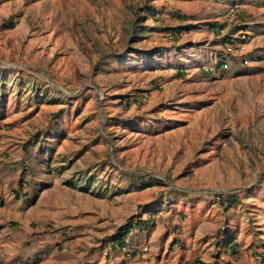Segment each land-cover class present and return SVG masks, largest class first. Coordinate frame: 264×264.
Returning a JSON list of instances; mask_svg holds the SVG:
<instances>
[{
    "label": "rangeland",
    "instance_id": "1",
    "mask_svg": "<svg viewBox=\"0 0 264 264\" xmlns=\"http://www.w3.org/2000/svg\"><path fill=\"white\" fill-rule=\"evenodd\" d=\"M263 256L264 0H0V264Z\"/></svg>",
    "mask_w": 264,
    "mask_h": 264
},
{
    "label": "trees",
    "instance_id": "2",
    "mask_svg": "<svg viewBox=\"0 0 264 264\" xmlns=\"http://www.w3.org/2000/svg\"><path fill=\"white\" fill-rule=\"evenodd\" d=\"M9 25L13 26V23L9 22ZM2 26L5 27L6 25L3 24ZM216 26L218 27V29L222 28V26H220V25L219 26L216 25ZM165 30L170 32L171 36L172 35L177 36L184 30V27L180 26V27H174V28H166ZM225 40L227 41V46L223 49V52L218 55L220 60L215 64L216 69H221V68H224V66L227 67V65H230L229 56H231V53H230V47L229 46L232 44V40H230L229 38H226ZM148 187L149 186L147 183L142 182L137 190H144ZM87 190H89V188L86 185V187H84L82 189V191H87ZM217 198L219 199V201L221 202L220 204H222V205L226 204V203L234 204L236 202V198L233 195H230L227 197L222 196V195H218ZM153 227H155V224H154L153 216H151V214L147 219H144V220H141V219L136 220L135 218L131 217V218H129V220L127 221V223L125 225L121 226L117 230V234L114 236V239H113V247L114 248H120V249L125 248L126 247V238L132 230L136 229L139 231H143V230H147V229L153 228ZM232 244H233V240L231 238H228V240L225 243V246L230 247V248L233 247V250H234V247L236 245L235 244L232 245ZM261 260L264 261V256H263V258H261Z\"/></svg>",
    "mask_w": 264,
    "mask_h": 264
}]
</instances>
